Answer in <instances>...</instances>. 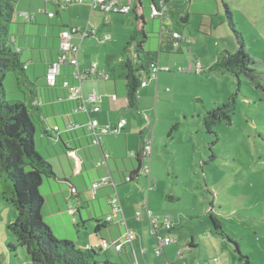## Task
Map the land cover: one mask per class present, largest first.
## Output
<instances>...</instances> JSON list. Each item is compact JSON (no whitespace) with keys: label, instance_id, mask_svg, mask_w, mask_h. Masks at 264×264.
Returning <instances> with one entry per match:
<instances>
[{"label":"rangeland","instance_id":"1","mask_svg":"<svg viewBox=\"0 0 264 264\" xmlns=\"http://www.w3.org/2000/svg\"><path fill=\"white\" fill-rule=\"evenodd\" d=\"M124 1L131 4L135 2ZM78 3L74 0L65 9L72 10V20H76L79 15V19L84 20L86 25L90 10L87 14H78L73 9ZM143 5L146 12L152 10L148 0H144ZM167 5L168 16L164 18L167 27L179 31L187 39L180 44V52L160 51L161 18L147 16L149 24L147 23L145 30L149 38L145 42V48L156 51L159 58L171 56L172 61H159L160 66L167 69L158 73L157 84L156 79H153L154 84L148 89L140 88V108L144 110L140 112L141 116L130 107L123 113L122 117L136 126L135 138L138 136L139 139L142 131L145 139L151 142L150 154L144 162L147 170H142L138 178L123 182L119 173L115 172L117 195L131 203L133 211H141L142 226L151 245L149 250L152 257L163 258L165 261L168 256L170 264H245L246 259L241 258V254H244L249 257L251 264H264V91L256 88L245 74L236 76L208 69L221 50H239L240 44L228 20L229 8L236 29L243 36L245 51L255 60L253 66L264 82V0H170ZM190 6L192 10H189ZM198 9H207L202 13L209 16L206 23L212 22L213 30L210 25L201 27L196 24L198 17L193 11H201ZM189 11H192L191 20L186 22L181 16H186ZM97 14L101 17L98 23L103 24V31L84 39L82 55L87 52L86 59L91 64L98 62L103 67L107 65V61L106 56L102 55L105 47L102 40L115 49L116 41L119 44L122 40L124 47L130 37L125 40L134 16L132 13L105 14L96 10L92 23ZM111 17L114 18V23L110 20ZM12 26L10 32L13 31ZM206 28L209 34H201L200 31H205ZM105 35H110L111 39L105 40ZM88 44L90 45L87 47ZM116 53L117 56H113L110 61V69L106 67L107 72L115 76V80L124 83L121 74L119 76L124 59L121 48ZM198 61L200 68H197ZM142 78L147 79L148 75L144 73ZM4 85L8 100H25L29 104L26 94L28 88L25 83H18L14 72L7 73ZM231 97H236V107L230 114L231 120L220 121L209 130L204 122L205 116L210 110L227 103ZM53 141L58 143L54 139ZM36 143L39 152L50 161L54 172L64 177L61 162L69 163V160L63 153L62 146L58 143V147L55 146L57 150L50 147L48 152L47 145H42L39 137L36 138ZM134 149L140 150L139 143ZM67 153L75 157L70 152ZM125 159L129 163L132 160L136 166L138 164L136 157H130L129 154ZM97 163L94 160L95 166ZM67 171L71 180L80 179L73 174L71 168ZM89 173L93 184L102 182L96 171L91 169ZM85 176L88 182L89 176ZM45 180L52 184L50 186L44 183L39 188L45 198L52 190L60 191L58 181ZM63 182L66 186L70 185V182ZM83 185L84 190L80 192L87 194L89 200L92 199L100 214L92 184L90 186V182L86 184L83 181ZM66 186L63 185L62 188L65 189ZM71 189H68L69 192ZM114 196L116 193L111 194L110 198ZM99 199L105 202L104 196ZM147 200L152 218L142 208V203ZM72 203L75 207L80 204L75 196L70 201ZM80 206L87 219L86 209L90 210V206L86 203ZM44 207L45 221L52 225L58 239H69L64 236L69 235L77 240L80 236L78 246H86L85 236L89 235L90 238L98 224L97 220H88L83 224L78 212L74 223L73 217L67 214L68 211H64L72 230L71 233L64 232L62 225L55 226L50 215V205L45 203ZM165 215H169L175 227H180L181 231L168 232L162 220L158 223L160 227L152 240L151 219ZM212 215L220 221L225 233H211L214 226ZM16 216V210L0 195V264H33L25 247L12 246L15 239L8 224ZM167 236L174 237L178 242L166 244L162 256L155 254L154 250L159 246L160 240ZM191 240H194V246H190ZM180 249L183 251V258H179ZM97 250L100 251L99 264H104L102 262L107 259L104 250L98 247ZM108 252L110 259H115L116 255L111 250ZM127 264L131 263L127 261Z\"/></svg>","mask_w":264,"mask_h":264},{"label":"trees","instance_id":"2","mask_svg":"<svg viewBox=\"0 0 264 264\" xmlns=\"http://www.w3.org/2000/svg\"><path fill=\"white\" fill-rule=\"evenodd\" d=\"M16 1L0 0V195L17 212L16 219L8 224V229L15 239V243L12 246L15 248L18 246L25 247L33 264H99V250L90 245L85 247L78 246L71 239H58L43 215L45 196L41 195L39 188L46 182L45 179H59V177L54 172L48 158L39 152L36 138L39 137L40 142L43 140L53 141V139L57 142L61 141L62 148H66L65 146H69L64 142L63 134L83 129L91 137V144L93 143V135L87 130V123L91 118H88L86 123L70 120L62 126L56 119V113H49L47 106L49 104L54 105V103L61 104L64 110V113H62L64 117L82 112L89 114L90 108L88 112L77 110L80 102L68 97L67 89L62 84L64 80L61 83L58 82L60 77H64L62 74L58 76L54 86L46 83L45 88L48 95L39 97V91L34 81L27 74L25 60H23L21 53L12 47L10 28L13 23ZM152 1V4L156 2V0ZM54 7L59 12L64 10V8L62 9L55 5ZM143 9L142 0H136L130 8L129 13L134 16V25L130 37L122 49L124 59L120 65L122 71L119 73V76L121 74L126 83L128 106L136 112L140 111L139 90L143 87L142 75L144 73L150 74L152 65L157 64L159 59L156 51L145 48V42L149 36L145 30L147 19L144 16ZM227 15L230 26L240 44L239 50L236 52L228 49L221 50L208 69L212 72L231 73L236 76L245 74L256 88L264 91V82L261 80V75L253 66L256 62L245 51L243 36L236 29L232 12L229 8H227ZM173 32L174 30L168 27L160 30L161 42H163L160 51L179 50L182 40L177 41L173 36ZM91 35L94 34H89L87 37ZM175 43H179V46H175ZM131 53L133 55H130ZM112 59L113 57L109 60L108 58L106 59L108 66ZM65 64L71 65L69 62ZM9 72L16 74L19 84L22 82L26 84L28 88L26 92L29 99L28 105L25 100L7 99L4 80ZM112 76L108 74L107 78H113ZM60 88L62 91H59ZM235 107L236 97H231L227 103L210 110L204 118L207 128L211 130L213 125L220 121H230V114ZM173 129H176V127H173ZM52 143L55 145V142ZM70 150L74 151L75 149L71 146ZM76 155H78L77 152ZM133 157H136L138 164L135 169L130 170L128 176L122 175L123 182L138 178L144 169L142 164L147 157L145 154V139L142 140L139 153ZM64 179L71 183V180ZM111 180L113 181L111 185L116 188L117 184L113 175ZM116 196L121 202L117 193ZM142 208L150 215L146 201L142 203ZM138 212L140 213L139 218L136 217ZM135 217L139 220L142 217L141 211H137ZM149 217L151 218L152 216ZM211 218L214 225L210 230L211 233L218 235L225 233L220 221L213 215ZM94 219L98 222L95 226V231L97 232L101 228H105L108 223H112L107 222L105 218L104 220L99 217ZM82 221L83 223L86 222L83 218ZM173 231L181 230L180 227L174 226L171 232ZM103 240H107L110 243L114 241L106 238H103ZM190 246H194L193 240H191ZM121 250H118V252ZM180 253L184 255L182 250ZM124 256L125 258L122 261L112 262L106 259L102 263L127 264V261L131 264L135 263L136 260L131 251L124 250ZM241 258L246 259L245 264H251L247 255L241 254Z\"/></svg>","mask_w":264,"mask_h":264},{"label":"crops","instance_id":"3","mask_svg":"<svg viewBox=\"0 0 264 264\" xmlns=\"http://www.w3.org/2000/svg\"><path fill=\"white\" fill-rule=\"evenodd\" d=\"M91 2L92 0H87L86 2L85 0H82V1H79L78 5H75V8H73L74 10H76L78 14L81 12H84V13L86 12L85 14H87L90 10L88 22L86 25H85L84 20L79 19V15L76 20L71 19L72 10L64 9L59 12V10H57L56 7H54V5L52 4L46 5V3L43 0H17L15 2V11H14L13 23H12L13 31L11 32V36H10L11 41L13 42V45H14L13 47L21 53L23 60H25L26 62L25 67H26L27 74L29 78L34 81L36 88L39 91V97H41V95L43 96L48 95V92L46 91V88H45V84L47 83L46 75L49 71L50 65L53 62L59 60L60 55L62 54V51L60 50V44L62 41V37H61L62 30L70 29L71 27H77V28H80V30L82 31L84 30V28L86 29L89 25H95L98 28L97 32L101 30V27L103 24L98 23V20H100L101 18L99 14L96 15L95 22L94 23L91 22L92 16L94 13V11H92L91 9ZM121 2L128 6L134 5L131 3H127L124 0H121ZM152 2H153L152 0H148V4L150 7L152 6ZM142 3L144 4V0H142ZM40 8H47V10L49 11H55L56 14L54 17H49L46 13H39L36 15V17L32 21H26V19L22 15L23 12L33 13V12H36ZM191 8L192 6H190L189 10H192ZM198 10H201V9H198ZM205 10L207 9H204V11ZM204 11L202 10L193 11L195 16L198 17V20L195 22L196 24H199L201 27L210 25V27H212L211 30H213V26L211 25L212 22L211 24L206 23L207 21H209L208 20L209 16L202 13ZM191 12L192 11H189L186 16L182 15L181 18L185 20L186 22H189L191 20ZM143 13L146 19H147V16H150V17L152 16V10H150L149 12H146L145 7L143 9ZM111 18L110 20H112V22L114 23L115 21L114 18L113 17ZM147 23L149 24L148 19H147ZM147 23H146V26H147ZM155 24H156V21L155 23L153 22V26ZM160 24L162 25V28L167 27L165 19H161ZM133 25H134V22L131 23L130 26L128 27L127 37L125 38L126 41L131 34ZM207 29L208 28H206L205 31H200V33L209 34ZM129 30H131L130 33H129ZM102 31L103 30H101V32ZM174 31L179 33V31L175 29ZM94 35H91L89 37H92ZM81 36H82L81 33L77 32V33L72 34V36L69 39L73 44L80 46V52L78 55L80 69L84 71L90 68L91 66H93V64H96L98 70L101 72L106 71L107 68L109 70L110 67L112 66L111 63H109V66L104 65L103 67H100V64L98 62H93L91 64L90 60L86 59V57H88L87 52H84V54L82 55V48H83V43H84L85 38L83 39ZM186 39L187 38L182 39V43L184 41L186 42ZM102 42L105 46L104 51L102 52V55L106 56V59L108 58V60L111 59L113 56H117L116 51L120 50V48L122 50L123 45H124V41L122 42L121 40L120 43L118 44V40H117L116 41L117 49H115V47H112L109 44H105L103 40ZM89 45L90 44H88L87 47ZM162 46H163V42H161V38H160L159 40L160 50L162 49ZM190 49L193 50V47L190 46ZM181 50L182 49L180 47L178 52H180ZM166 54L170 55V53H166ZM159 61H165V62L171 63L172 58L171 56H161L158 59V64L160 65ZM114 66H116V64ZM73 70H74V67L72 65L62 64L61 74L64 75V77H60L58 82L61 83L62 80H68V79L73 81V78L71 75V72ZM106 73L108 72L106 71ZM155 79L156 81L153 79L150 80V82L146 86H143V88L146 87L148 89L149 86H152L154 84V81L157 84V82L159 81L158 75H157V78ZM124 83L122 81H118V80L111 79V78L89 77L86 80H83L82 82L83 93L85 97H88L92 93L96 95L95 100L89 103V108H90L89 114L82 112V113H78L75 115H69V116L64 117L62 115V113H64V110L62 108V105L59 103H54V105L49 104L47 106L48 111L51 114L56 113L57 115L56 119L62 126L65 124V122H68L70 120L72 121L74 120L79 123H86L88 121V118L97 120L100 125L116 126V124L119 123L120 119L123 118L122 116H123L125 109H128L127 107H129L127 103V97H126V83L125 84ZM59 91H62L61 88L59 89ZM94 106H99V110L98 111L93 110L92 107ZM139 106H140V96H139ZM141 111H144V110L140 108V111H137V112L135 111V113L138 116H141V113H140ZM135 127H136L135 124L127 122V124L124 126L122 134L100 136L99 142L92 143V144H91V137H89V135L83 129H78V130H74V132L72 131V133L63 134L64 140H65L64 142L67 143V145L69 146V147L65 146L66 148L63 147L64 148L63 153L65 152L64 154L67 155L69 163L61 162L62 163L61 167H62V170L65 176L60 177L57 174L59 179H55L56 181L59 182L61 192L57 190L56 191L52 190L49 193L48 197L45 198L46 205L47 204L50 205V209H51L50 215L52 216L55 226H59L60 224L64 227V230H63L64 232L71 233L70 225L68 223L66 216L64 215L65 214L64 211H68L67 214L68 215L70 214L73 217L72 220L74 223L76 222V215L78 212H79L81 219L83 218L84 220H86V222L96 217H99L101 220H104L105 215L108 214L110 211V205H109L110 195L113 193L118 194V191L116 190L117 187L114 188V186L112 187V185H108V186L105 185V187H102V188L100 187L96 190V192H94V198L98 199L97 201L99 203L100 214H98L97 207L95 204H93L92 199L89 200L87 198V194L80 192L81 190H84L83 181L86 184L90 182V186H91L93 182V179H91L90 177L91 175L89 173L91 169L96 171L98 178H101L107 175L108 176L113 175L115 179V176L117 177L115 172H118L120 175V178L123 181L122 175L128 176V174H130V170L136 168V165L134 164V162H132V160L129 163L128 160L125 159L128 154L130 155V157H133L131 155L132 152H135L136 154H138L139 150L135 151L134 148H137L138 143H139V146L141 147L142 140L145 139V135L143 134L142 131L140 132L139 139H138V136H137V139L135 138L134 136ZM52 142L54 141L43 140L41 143L44 145H47V151L50 152V147H53L54 149L57 150L58 143L61 145V141H59L57 144L54 143L55 145H53ZM71 146L75 149L74 151L70 150ZM67 151L68 152L70 151V153L75 157L68 155ZM76 152L79 155V157L78 155H76ZM104 154L110 155V158L108 160V165H103L100 167L95 166L94 160H97L98 162L99 160L103 158ZM144 162L142 164L143 168L146 166L144 165ZM70 168L73 170L74 175H78L80 177L79 180L78 179L71 180L70 178H68L67 170H69ZM85 175L89 176L88 182H87ZM64 178L71 180V183H70L71 185H68L67 183L68 186H66L65 182H63L65 180ZM115 182H116V179H115ZM44 183H47L50 186L52 185L50 182H44ZM63 185L66 186L67 188L63 189L62 188ZM68 189H71L70 192ZM72 190H75V191H72ZM69 195H70V199H68ZM74 196L77 198L80 204L86 203L88 206H90L89 204H92L90 206V210L86 209L87 211L86 213L88 217L87 219L84 218V215L81 211L80 204H78L76 207L74 206L73 203L70 204V201ZM99 196L100 197L104 196L105 202L102 199L100 200ZM120 199H121V203L123 206V214L127 220V227L134 230L133 242L132 243L128 242L125 237L126 227L120 225L118 222L115 221L112 223H108L105 226V228H101V230H99L98 232L94 230L93 233H91L90 238L88 237L89 235L85 236L84 244L93 246L95 249H97L98 247L100 248V250H104L106 258L108 260H111L112 262H118V261L124 260L125 258L124 250H127V251L132 252L133 257L138 262V264H164V262H166V264H170L171 262L167 255H166L167 257L165 261L163 258H157L154 256L152 257L150 250H149V248H151L150 247L151 245H150V242L147 241V236L145 235V232H144L145 229L142 226V217L138 220L135 217V213L138 210L133 211L131 207L132 206L131 203H129L126 199H123V198H120ZM146 203H147V209L149 210V214H150L149 216H152L151 210L149 208V200H147ZM69 204L71 207L69 206ZM44 208L45 207L43 206V209ZM71 208L75 210L74 213L70 212ZM50 226L52 227L51 224ZM58 232H59V229H58ZM151 235H152V240H154L153 238L154 234H151ZM64 236L75 241L77 244H79L81 240L80 236L78 237L77 240L73 236H69V235H64ZM103 238H106L111 241L120 240L121 242L124 243V247L119 252L111 244L108 248H103L101 245ZM110 250L113 252V254L116 255L115 259H110L109 252H108ZM120 252L121 254H119ZM164 253H165V249H164Z\"/></svg>","mask_w":264,"mask_h":264},{"label":"built area","instance_id":"4","mask_svg":"<svg viewBox=\"0 0 264 264\" xmlns=\"http://www.w3.org/2000/svg\"><path fill=\"white\" fill-rule=\"evenodd\" d=\"M46 5L54 4L55 6H58L60 8H66L69 4L73 3L74 0H43ZM76 1H82V0H76ZM152 17H160L161 19H164L166 16H168V5L167 0H156L154 4H152ZM131 6L125 5L121 2V0H92L91 2V9L92 11H101L105 14H112V13H129ZM39 13H46L49 17L55 16V11H49L47 8H40L36 12L29 13V12H23L22 15L26 19V21H32L37 14ZM80 32L81 37L84 39L89 34H97V28L95 25H89L85 30H80V28L77 27H71L70 29L62 30L61 37L62 41L60 44V50L62 51V54L60 55L59 60L53 62L50 65L49 71L46 75L47 83L49 85L54 86L57 82L58 76L61 74V67L62 64H65L66 62H69L73 67L74 70L71 72L73 81L71 80H64L63 86L67 89L68 97L70 99H76L80 102L79 106L77 107V110L80 111H89V103L93 100H95L96 95L94 93L90 94L88 97H85L83 93V86L82 82L83 80H86L89 77L94 78H107L108 74L106 71H99L96 64H93L90 68L82 71L79 67V52H80V46L73 44L69 39L72 36V34ZM173 36L176 38L177 41H180V39H185L184 36H182L178 32H173ZM105 40H108L111 38L110 35H105L103 37ZM175 46H179V43H175ZM201 64L198 61L197 62V68H200ZM167 69L164 67H161L158 63L152 65V70L150 74H148L147 79H143L142 86H146L150 80L157 78L158 73L163 70ZM93 110L98 111L99 106H94ZM127 124V120L125 118H121L119 123L116 124V126H109V125H100L97 120L90 119L87 123V130L88 132L93 135L92 142L98 143L100 136L103 135H119L123 133L124 126ZM149 140L145 139V154L148 156L150 154V145ZM132 156H136L135 152L131 153ZM110 158L109 154H104L103 158L98 161L97 166H103L108 165V160ZM143 170H147L144 168ZM113 181L111 180V176H104L102 177V182H98L93 184L92 183V189L94 192L102 186L105 185H111ZM75 189V188H73ZM75 191V190H72ZM109 205H110V211L105 216V220L107 222H118L122 226L126 227L125 231V237L128 242L132 243L134 239V230L127 227V220L126 217L123 214V206L117 196H114L109 199ZM71 213H74L75 210L73 208L70 209ZM136 217H140V213L138 212L136 214ZM164 217V219H163ZM152 218V217H151ZM163 220L165 229L168 232H171L173 227L175 226L171 217L169 215L165 216H159L157 219L153 220L151 219V234L157 233L159 226V222ZM176 241L174 237L167 236L163 240H160L159 246L155 248L154 252L157 255H161L164 251V247L166 244L172 243ZM113 245L116 250H121L124 246V243L119 241H113L110 243L107 240H103L101 245L103 248H108L109 246ZM181 250L179 251V258H183L184 255H182ZM134 264H138L137 261H135Z\"/></svg>","mask_w":264,"mask_h":264}]
</instances>
